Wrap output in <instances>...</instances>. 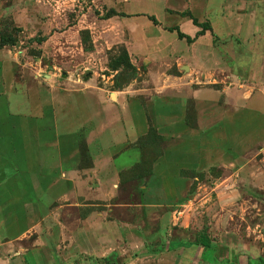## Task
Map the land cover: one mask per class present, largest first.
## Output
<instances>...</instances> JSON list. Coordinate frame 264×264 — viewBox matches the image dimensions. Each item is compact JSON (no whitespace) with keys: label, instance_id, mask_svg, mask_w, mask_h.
I'll use <instances>...</instances> for the list:
<instances>
[{"label":"crops","instance_id":"obj_1","mask_svg":"<svg viewBox=\"0 0 264 264\" xmlns=\"http://www.w3.org/2000/svg\"><path fill=\"white\" fill-rule=\"evenodd\" d=\"M173 1L182 6L170 5L172 16L209 9L217 11L216 21L209 14L208 19L206 14L202 19L193 15L212 31L189 44L177 31H170L177 37L170 36V43L164 36L168 29L179 28L195 38L200 28L189 17L177 15L180 27L164 25L147 12L160 24L135 18L133 34L123 43L136 66L139 60L148 64L137 70L138 76L145 74L143 82L136 79L116 88L111 77L94 70L93 60L101 58L110 38L102 34L92 52H71V60L81 63L54 65L49 70L56 78L40 82L35 90L26 88L22 100L13 101L22 106L12 109L23 108L26 117L23 143L19 148L7 140L2 149L13 166L19 165L16 152L23 151V213L43 214L42 209L68 199L95 206L134 195L128 209L156 225L158 233L147 238L165 237L170 231L174 258L178 248H171L182 242L174 243L173 233L180 222L189 225L199 197L204 204L214 194L236 198L245 193L229 189L240 183L249 189L255 182L256 141L264 135V83L250 79L249 72L256 67L252 44L258 40L264 47V26L258 31L254 13L249 21L233 16L238 0ZM239 1L264 7V0ZM243 9L248 16L249 9ZM89 60L91 70L84 77ZM43 102L53 104L45 107ZM80 141L86 146L87 167L82 166ZM43 190L58 193L50 198ZM228 240L229 246L235 245L232 237Z\"/></svg>","mask_w":264,"mask_h":264},{"label":"rangeland","instance_id":"obj_2","mask_svg":"<svg viewBox=\"0 0 264 264\" xmlns=\"http://www.w3.org/2000/svg\"><path fill=\"white\" fill-rule=\"evenodd\" d=\"M236 2L233 16L239 14L249 21L254 13L260 31L264 26V7L252 1ZM173 3V0H0V264H264V152H258L264 150V135L260 143L256 141L255 182L249 183V189L242 183L229 189L245 193L236 198L224 200L214 194L204 204L201 200L204 197H199L196 208L190 212L189 225L180 222L173 233L174 243L182 242L171 248L174 251L178 248L174 258H170V231L165 237L147 238L153 231L158 233L156 225L152 226L149 217L128 209L136 199L134 195H122L95 206L83 200L74 204L68 199L42 209L43 214L23 213L21 204L26 200L23 151L16 152L19 165L13 166L2 149L7 140H14L19 148L23 143L26 117L23 108L12 109L14 105L22 106L21 102L13 101L22 100L26 88L35 90L40 82L49 84L51 77L56 78L49 70L54 65L62 68L70 62L81 63L78 59L71 60V52H92L95 40L102 34L110 38L104 43L105 49L101 48V58L93 60L94 70L111 77L116 88L126 87L136 79L143 82L145 74L138 76L137 70L148 64L139 60L136 66L123 40H129L133 34L135 18H150L146 12L164 25L180 27L177 15H181L172 16L169 8L180 7L182 2ZM243 8L249 9L248 16ZM208 10L191 9L195 17L202 19L206 14L207 19L209 15L213 19L211 22L216 21L217 11ZM217 23L219 26L215 28L220 31L221 23ZM184 29L188 30L185 26ZM164 36L168 43L170 36L177 38L169 31ZM251 47L256 67L249 72L250 79L264 83L263 44L256 40ZM91 62L83 69L84 77L91 70ZM56 72L59 79L63 77L61 71ZM77 72L82 74L81 70ZM47 104L51 106L53 102H43L45 107ZM80 152L82 166L87 167L89 159L82 141ZM46 193H51L52 198L58 192L43 190L41 194ZM28 197L27 194V201ZM110 234L114 235L111 239ZM230 237L235 244L232 247ZM214 242L218 245L212 248ZM205 243L209 248L203 247Z\"/></svg>","mask_w":264,"mask_h":264},{"label":"trees","instance_id":"obj_3","mask_svg":"<svg viewBox=\"0 0 264 264\" xmlns=\"http://www.w3.org/2000/svg\"><path fill=\"white\" fill-rule=\"evenodd\" d=\"M180 15L182 17H184V18L189 17L192 20L194 26L200 28V31L198 32V34H197V36L195 38H191L190 36L182 33L179 30V28H170V29H168L169 32L170 31L171 32L177 31L179 39H181V40L186 39L189 44H192V43H195L200 36L205 35L206 31H212V28L210 27V25L208 23L200 24L198 22V20L196 18H194V16L191 13H186L185 12V13H182ZM150 19L155 23V25H158V21L156 20L155 17H150ZM203 247L209 248L208 243L203 244Z\"/></svg>","mask_w":264,"mask_h":264}]
</instances>
